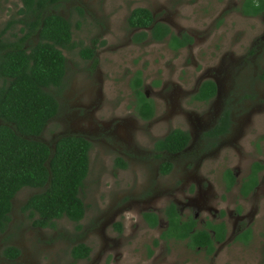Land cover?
Instances as JSON below:
<instances>
[{"label": "rangeland", "instance_id": "obj_1", "mask_svg": "<svg viewBox=\"0 0 264 264\" xmlns=\"http://www.w3.org/2000/svg\"><path fill=\"white\" fill-rule=\"evenodd\" d=\"M241 3L242 0H67L51 8L54 14L71 22L79 47L63 51L67 59L64 85L52 91L59 102V113L38 140L54 145L60 135L85 134L91 144L90 171L81 189L87 210L79 224L62 219L56 221L55 228L39 227L22 207L41 191L21 190L14 199L10 225L0 233V264H264V172L259 192L246 202L250 210L257 211L252 242L245 245L229 241L215 246L214 253L209 254L191 248L189 241L165 244L159 240L166 227L165 208L177 200L185 203L197 198V193L190 192L191 184L197 182L183 178L186 159L179 161L171 175L155 177L154 169L160 160L154 157L153 144L175 128L196 127L202 135L207 131L199 122L210 120L219 104L191 100L202 80H206L198 81L203 75L220 73L223 78L222 66L236 65L245 74V81L252 79L258 84V90L252 92L258 93L261 110L250 114L248 125L236 128L220 153L206 156L200 180L206 185L210 179L212 187L222 188L220 175L230 163L244 176L252 162L264 161V63L263 56L255 54L256 46L261 44L264 49V18L241 17L237 12ZM21 8V0H0V37L5 43L17 42L23 36L20 24L6 30L10 20L20 18ZM136 8L149 9L175 35L188 34L194 43L180 51L170 50L167 42L148 39L135 43L134 37L141 30L131 29L128 17ZM222 12L228 17H221ZM37 41L36 36L32 37L27 48ZM80 45L95 48L93 60L81 57ZM138 71L156 110L150 121L143 120L133 107L130 85ZM115 130L123 131L125 139H117ZM118 146L125 148L132 159L127 169L119 172ZM149 190L152 193H147ZM205 191V200H214L216 205L234 208L241 203L238 187L230 195L221 197V193L215 199L210 190ZM146 212L158 215L163 226L149 227L143 217ZM189 212L186 210L185 216ZM200 219L209 217L203 212ZM78 244L91 249L89 259H73L71 250ZM6 246L23 252L18 263H9L2 257Z\"/></svg>", "mask_w": 264, "mask_h": 264}, {"label": "trees", "instance_id": "obj_2", "mask_svg": "<svg viewBox=\"0 0 264 264\" xmlns=\"http://www.w3.org/2000/svg\"><path fill=\"white\" fill-rule=\"evenodd\" d=\"M64 1L67 0H21L20 18L10 20L6 30L20 24L23 36L9 44L0 37V233L11 222L14 198L25 188L41 191L32 195L22 207L39 227L55 228L56 221L62 219L79 224L86 214L81 189L90 171L91 144L75 136H60L54 145L38 140L59 113V102L52 91L64 85L67 59L63 51L79 47L74 41L71 22L51 11ZM257 3L246 0L245 12L262 11L264 5ZM128 25L141 30L134 37L137 44L150 39L157 43L167 42L172 50L178 51L193 43L191 36L175 35L169 25L158 22L146 8L134 9L128 17ZM34 36L38 38L37 43L27 48V42ZM80 47L83 59H94L95 48ZM143 84L142 73L138 71L131 87L139 115L149 121L155 110L153 102L143 92ZM215 93V84L206 81L196 99L207 101ZM188 141V134L177 129L157 141L156 149L174 152L183 149ZM170 169V164L163 165V172ZM262 169L263 166L256 164L253 172L256 174ZM166 217L169 227L163 237L188 240L192 248L213 251L211 234L207 230L194 232L196 222L192 219L181 221L174 204L167 207ZM145 219L151 227L158 224L154 214H145ZM209 228L217 231V238H223L224 225H209ZM90 254L91 249L83 244L71 250L74 260L88 259ZM4 255L15 258L19 251L8 247Z\"/></svg>", "mask_w": 264, "mask_h": 264}, {"label": "flooded vegetation", "instance_id": "obj_3", "mask_svg": "<svg viewBox=\"0 0 264 264\" xmlns=\"http://www.w3.org/2000/svg\"><path fill=\"white\" fill-rule=\"evenodd\" d=\"M255 1H258L257 5L259 6L264 5V1L263 2H261L260 0H255ZM245 2L246 0H242L240 8L237 11L241 17L251 18V19L264 18V9L257 14H254L251 12L246 13L245 7H244ZM220 16L226 17V18L228 17L223 12L220 14ZM182 35H185V34H182ZM182 35H178V36H182ZM262 38L264 37L262 36ZM193 43H194V38H193ZM192 44H189L179 49V51ZM169 49L172 50L170 47ZM259 53L260 55L263 56V63H264V49L261 44L256 46L255 54L258 55ZM222 67L224 71V72H221V74L223 73L222 75L223 78L221 77L220 73L219 74L214 73L210 77L208 76L206 77L203 75L201 78L198 79V81L205 79V78L206 80L204 81L202 80V83L200 84L197 91L191 96V100L195 103H209V104L217 103L219 104V108H217L216 113L214 114L213 117H211L210 120L204 121V123L202 122V120H200L199 122L200 127H202V129L206 128L207 131H205L202 135L199 132L201 129L199 130L196 127H193V130H183L181 128L173 129L172 131L178 129L183 132H186L189 136V141L187 145L183 149L174 151V152L164 150V149L163 150L156 149L157 141L165 139L172 131H170L163 138L155 141L153 144V149L155 153L154 157L160 160L159 167L154 169L155 177H159L161 175L162 176L171 175L173 172H176L178 168V163H180L179 161H181L182 159H186L185 169L183 172L184 174L183 178L187 177V179H191L197 182V184L192 183L190 187V192L192 194L197 193L195 195L197 196V198L194 197L192 199H188L187 202L185 203H183L180 200H177V202L169 203L168 206L171 204L175 205L176 211L178 212V215L181 221H188L190 219L194 220L196 222L194 232H200L202 230H207L211 234V238L213 241V251L209 254L214 253L215 246L225 245L229 243V241L234 240V242H239V243L247 245L248 243L252 242L253 239H255V231H254L253 223L255 221L257 211L250 210L248 206H246V202L251 196H254L256 195L257 192H259L260 190L259 188L261 184V176H263L262 173L264 172L263 159L262 160L257 159L256 161L251 163L249 172L245 174L244 176H241L243 173L241 169L233 167V164L230 163L220 175V181L222 183V188L218 186L212 187L213 185L211 184L210 179L207 180L206 185L204 184V180H202L203 182L200 180V175H199L200 167L203 164L204 160H206V156L215 154V153H220L221 151L220 149L222 148L221 146L226 142V139L229 138V136H231L234 131H236V128L240 126V124L248 125L251 121L250 114L252 115L255 113H259L261 110L260 106L257 103V102H260L259 100H257L258 93L256 92L254 94L252 92V91L255 92L258 90L256 88L258 84H254L253 82H251L252 79L245 81L244 80L245 74H243L234 64L228 63ZM262 80L263 79H261V81ZM206 81H212L215 84L216 93L213 97H211L207 101H201V100L196 99V96L199 92L201 85ZM130 88L132 90L133 99H134L133 107L138 113L136 109L137 100L135 98V94H134V91L131 85H130ZM144 89L145 88L143 84V92L146 95V97L149 100H151L147 92ZM154 110H155V106H154ZM113 122L114 121H112V123ZM116 124L120 125V122ZM79 131H81L83 134L86 133L85 131H82V130H79ZM115 133H117L118 135L117 139H121V140L125 139L123 136V131L115 130ZM84 135L77 134V135H60V136L80 137L89 142V140ZM123 143H126V142H123ZM116 151L119 152L120 154V155H117V158H116V166H117L116 168H118L117 170L119 172V171L127 169L132 159H131V155L122 146H118V148H116ZM121 164L124 165L125 167L121 166ZM165 164L171 165V169L169 172H163V165ZM256 164L263 166V169L257 172L256 174H254L253 171H254V166ZM183 174L180 176L181 181H182ZM236 187H238V194H239L241 203L239 205H236L234 208H231L230 206L222 207V206L216 205L213 202L214 200H211V199L205 200V197H204V194L206 193L205 190H210V193L212 195L211 198L215 199L221 193H222L221 197H223L224 195L225 196L230 195ZM147 193H152V191L149 190ZM225 201H226V198L223 199V202ZM139 202L140 200L134 201V203H139ZM187 206H190V208ZM167 207L164 210V216L166 219V227L161 232L159 236V240L164 241L165 244L171 243L172 241H174L175 243H179L183 240H178L174 237H169L168 235H165L163 237V234L168 230V227H169L167 217H166ZM13 209H14V200H13L12 212H13ZM188 209L190 212L188 215L185 216V211ZM203 212L207 213L209 219H205V220L200 219V215ZM150 213L151 212H146L143 214L144 220L149 227L151 226L146 221L145 214H150ZM151 214H154V213H151ZM156 216L158 218V224L156 227H151V228H157V227L160 228L163 226V220H161L158 217V215ZM232 220L234 221L233 224H231ZM209 225L211 226L224 225L225 231H224L223 238L222 239L217 238L218 237L217 231L210 229ZM155 243L157 244V241ZM8 247H14V246L4 247L2 249V257L5 260H7L9 263H15V262L18 263L23 257V252L18 247H15L19 251V255L15 258H9L4 255V251ZM193 249H201V250L207 251V249H202L200 247H196Z\"/></svg>", "mask_w": 264, "mask_h": 264}]
</instances>
